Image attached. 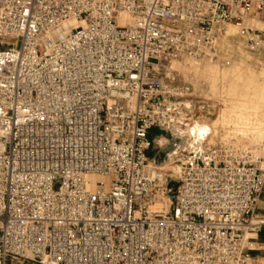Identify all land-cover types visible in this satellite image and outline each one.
Returning a JSON list of instances; mask_svg holds the SVG:
<instances>
[{
  "label": "built area",
  "instance_id": "built-area-1",
  "mask_svg": "<svg viewBox=\"0 0 264 264\" xmlns=\"http://www.w3.org/2000/svg\"><path fill=\"white\" fill-rule=\"evenodd\" d=\"M262 22L264 0H0V264H251L264 156L184 151L174 178L148 151L191 94L173 62L235 34L264 69Z\"/></svg>",
  "mask_w": 264,
  "mask_h": 264
},
{
  "label": "rangeland",
  "instance_id": "rangeland-1",
  "mask_svg": "<svg viewBox=\"0 0 264 264\" xmlns=\"http://www.w3.org/2000/svg\"><path fill=\"white\" fill-rule=\"evenodd\" d=\"M259 26L264 27V22ZM229 31L234 33L236 28L230 26ZM217 49L213 60L183 58L173 62L180 82L190 84L191 94L177 105L179 122L175 129L154 127L150 131L152 145L148 151L149 160L171 177L178 176L174 164L169 163L175 154L209 153L229 140L264 156V69L235 34L223 36ZM206 126L211 129L207 138ZM186 130L190 136L199 130L198 138L191 137L184 147L169 154L164 137H174L175 131L185 135Z\"/></svg>",
  "mask_w": 264,
  "mask_h": 264
},
{
  "label": "bare ground",
  "instance_id": "bare-ground-1",
  "mask_svg": "<svg viewBox=\"0 0 264 264\" xmlns=\"http://www.w3.org/2000/svg\"><path fill=\"white\" fill-rule=\"evenodd\" d=\"M121 17H122L123 21H125V22L130 21V18L128 17V15H126L124 13L121 15ZM122 23H124V22H122ZM82 25H83V23H81V22H77L75 20H69L64 25L65 26L64 33H68L71 30L72 26H73V28H79ZM184 132H185V135H183V133H181V132L175 131L176 135L174 137H172V138L164 137V139L166 141L164 143L166 145V149L168 150L167 152H169V154L173 153L174 151H176L181 146L184 147V145L190 140L191 137H192L191 139L198 138L197 134L200 133L199 130H196L195 132L192 133V136H190V132L188 130H186ZM210 133H211L210 127L206 126L205 138H207V136ZM228 142H234V141L233 140H229ZM234 143H236V142H234ZM196 153L203 154L201 152H196ZM169 163L172 165L171 161ZM174 167L177 169V170H175V172H178V168L176 166H174ZM88 179L91 181V186H95L97 184V182L105 180L106 178L103 177V176L91 175V176H88Z\"/></svg>",
  "mask_w": 264,
  "mask_h": 264
},
{
  "label": "crops",
  "instance_id": "crops-1",
  "mask_svg": "<svg viewBox=\"0 0 264 264\" xmlns=\"http://www.w3.org/2000/svg\"><path fill=\"white\" fill-rule=\"evenodd\" d=\"M255 217H264V190L259 199V205ZM254 246L250 250L251 264H264V229L253 233Z\"/></svg>",
  "mask_w": 264,
  "mask_h": 264
}]
</instances>
